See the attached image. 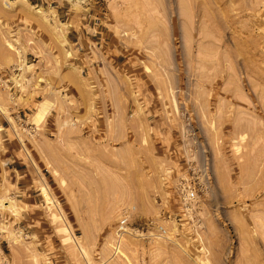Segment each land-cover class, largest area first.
I'll list each match as a JSON object with an SVG mask.
<instances>
[{
	"label": "rangeland",
	"instance_id": "374dc122",
	"mask_svg": "<svg viewBox=\"0 0 264 264\" xmlns=\"http://www.w3.org/2000/svg\"><path fill=\"white\" fill-rule=\"evenodd\" d=\"M0 264H264V0H0Z\"/></svg>",
	"mask_w": 264,
	"mask_h": 264
},
{
	"label": "built area",
	"instance_id": "2783aa9c",
	"mask_svg": "<svg viewBox=\"0 0 264 264\" xmlns=\"http://www.w3.org/2000/svg\"><path fill=\"white\" fill-rule=\"evenodd\" d=\"M180 198H182V200L184 201L185 204H191L193 201H195V199L197 198V191L195 187H192L191 185L186 186V183H184L183 185H181L180 187ZM131 208L129 207H124L122 208L121 212H120V217L118 219L117 225H116V230H115V239H114V243L115 245L118 246L119 243V239L121 237V235H123L125 233L126 229H131L132 231H140L139 227H137L136 229L134 228H130L129 224H130V215H131ZM153 224L152 229H155V234H161L164 236L166 230L164 229L163 226L161 225H154L152 220H147L144 221L142 223V227H141V232L139 234H143L141 236H149L147 235L148 233H154L152 230H150L151 225ZM153 236V235H151ZM114 249L112 248V251Z\"/></svg>",
	"mask_w": 264,
	"mask_h": 264
},
{
	"label": "bare ground",
	"instance_id": "6f19581e",
	"mask_svg": "<svg viewBox=\"0 0 264 264\" xmlns=\"http://www.w3.org/2000/svg\"><path fill=\"white\" fill-rule=\"evenodd\" d=\"M46 105V103H44V106L41 108V110L38 112V117H37V119H39V118H41L44 114H45V112H46V110H47V106H45ZM37 121V120H36ZM8 208L10 207V204L7 206ZM131 229H126L125 230V233L123 234V235H121V237H120V239H119V243H118V246L117 245H115V247H114V254H115V256H119V255H121V241L124 239V235H127V234H130L131 232ZM159 235V234H158ZM151 237V236H150ZM153 237V236H152ZM156 238H164L165 236H155Z\"/></svg>",
	"mask_w": 264,
	"mask_h": 264
},
{
	"label": "crops",
	"instance_id": "0c3cea01",
	"mask_svg": "<svg viewBox=\"0 0 264 264\" xmlns=\"http://www.w3.org/2000/svg\"><path fill=\"white\" fill-rule=\"evenodd\" d=\"M83 25L85 26L86 24L83 23ZM74 32H78L77 29H74ZM72 34H73V33H72ZM72 34H71V35H72ZM76 34H77V33H76ZM76 34H74V37H76ZM13 168L15 169V167H13Z\"/></svg>",
	"mask_w": 264,
	"mask_h": 264
}]
</instances>
